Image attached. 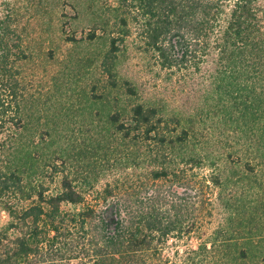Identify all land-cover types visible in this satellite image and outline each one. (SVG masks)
Returning <instances> with one entry per match:
<instances>
[{"label": "trees", "instance_id": "obj_1", "mask_svg": "<svg viewBox=\"0 0 264 264\" xmlns=\"http://www.w3.org/2000/svg\"><path fill=\"white\" fill-rule=\"evenodd\" d=\"M132 20L141 22L146 45L173 75L202 71L213 57L197 114L168 112L144 100L119 74ZM100 36L107 39L98 59L101 78L92 83L89 100L102 123L77 150L81 162L71 174L57 164L63 155L26 151L22 77L32 55L12 10L0 17V204L8 216L0 227V264H149L145 252L154 241L191 231L196 204L210 188L230 210L229 227H217L196 253L207 260L222 248L230 251L232 223L245 208L227 190L229 178L217 165L220 151L205 148L208 132L194 142L195 123L217 121L225 141L231 132L247 137V172L264 162V0H117L112 26L100 18L87 34L89 40ZM111 159L132 172L144 169L136 174L142 182L115 180L98 192L104 202L114 199V232L103 209L84 204ZM249 252L241 248L236 258ZM256 264H264V254Z\"/></svg>", "mask_w": 264, "mask_h": 264}, {"label": "rangeland", "instance_id": "obj_2", "mask_svg": "<svg viewBox=\"0 0 264 264\" xmlns=\"http://www.w3.org/2000/svg\"><path fill=\"white\" fill-rule=\"evenodd\" d=\"M116 6L117 0H0V17L8 9L12 10L27 52L32 55L23 65L22 77L26 121L22 141L26 151L44 148L50 156L63 155L65 161L57 159V164L71 174L81 162L74 157L77 150L93 137L94 125L102 123L99 116L95 117V106L90 105L89 99L92 83L101 78L98 59L107 39L100 36L89 40L87 34L100 18L108 20L111 27ZM130 29L119 58V74L136 84L144 100L164 105L168 112L197 114L204 107L203 92L208 87L203 73L212 67L213 57L206 58L202 71L191 69L173 75L160 66L156 54L146 45L141 22L132 20ZM70 35L77 41L68 40ZM218 127L217 121L197 120L194 142L198 145L201 133L208 132L210 141L205 148L220 151L217 165L229 178L227 190L245 208L240 220L232 223L230 251L222 248L207 260L196 253L199 244L207 241L217 227H229L226 218L230 210L218 199V189L210 188L205 189V196L196 204L191 231L154 241L152 248L145 252L150 254L149 264H256L264 254V162H259L254 172H247L244 163L252 156L247 137L240 138L239 132H231L225 141L218 137ZM142 172L144 169L133 172L125 169L115 159L103 163L101 177L95 189L85 195L84 204L103 209L108 216L105 208L114 199L110 197L104 202L98 192L107 182L115 180L124 184L128 179L140 183L144 177L136 174ZM64 208L74 209L69 204ZM7 220L0 204V227ZM245 247H250L249 256L236 258Z\"/></svg>", "mask_w": 264, "mask_h": 264}, {"label": "water", "instance_id": "obj_3", "mask_svg": "<svg viewBox=\"0 0 264 264\" xmlns=\"http://www.w3.org/2000/svg\"><path fill=\"white\" fill-rule=\"evenodd\" d=\"M112 208V209H110ZM111 210V213H112V216H111V219L108 220V228L110 229V232H114V229H115V224H116V220H117V216L116 214H113V211L115 210V202L112 201L110 202L107 207L105 208V211L106 210Z\"/></svg>", "mask_w": 264, "mask_h": 264}, {"label": "flooded vegetation", "instance_id": "obj_4", "mask_svg": "<svg viewBox=\"0 0 264 264\" xmlns=\"http://www.w3.org/2000/svg\"><path fill=\"white\" fill-rule=\"evenodd\" d=\"M110 209H112V208H110ZM110 209L106 210L109 213V215L106 217L107 220L111 219V216H112V213H111Z\"/></svg>", "mask_w": 264, "mask_h": 264}]
</instances>
